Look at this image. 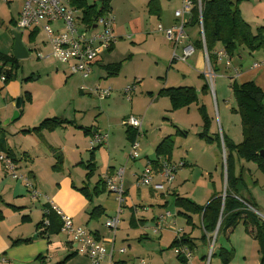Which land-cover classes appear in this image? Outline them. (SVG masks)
<instances>
[{
  "label": "crops",
  "instance_id": "1",
  "mask_svg": "<svg viewBox=\"0 0 264 264\" xmlns=\"http://www.w3.org/2000/svg\"><path fill=\"white\" fill-rule=\"evenodd\" d=\"M6 1L9 2V0ZM23 1L20 0L21 6L17 13L18 16ZM180 2L182 3V0ZM238 2L237 5H240ZM149 6L150 12L157 18V26L161 24L163 27H169L179 22V18L174 14L178 9L177 7L173 10V18L169 21L171 23L164 24L162 22L164 10L161 8L160 1L153 0L149 3ZM240 6L238 8L241 15L248 22L245 19L248 18L247 13H244ZM76 10L78 9L76 8ZM81 16L82 14L79 15L77 11L78 22L84 24L81 21ZM17 19L18 17L14 19L15 25ZM182 19L185 22V29L188 28V36L177 45L175 50H179L180 54L186 43H192L195 46L194 52L187 57V64L181 60L172 59L173 44L165 36H161L155 26L151 27L153 31L148 32L149 34L146 36L152 38L156 43L153 50H151L153 56L158 61H162L163 64H167L164 73L151 64L149 69H142V73L139 71L133 75H127L121 82L119 80L120 73L125 67L126 61L131 59L132 53H126L124 57H120L119 50L124 42L120 41L121 36L116 30L115 42L110 48L103 49L100 52L99 58L91 66L87 77L72 73L66 63L59 62L63 66L54 67V74L57 76H72V78L78 76L82 80L85 79V85L75 88L74 94L68 99L63 95L58 100V97L54 96V91L58 88L56 87L51 92L46 93L43 103H38L42 97H38V92L35 87L30 86V81H32L34 75L35 78L40 76L39 69H34L30 75L19 77L17 74L20 68L19 63V68L12 71L7 80L1 79V76L10 70V67L6 68V71L0 69V153H10L18 163V172L29 175L33 185L40 190L45 198L39 199V196L33 198L29 195L31 199H36V202H29L26 196L27 188L24 183L11 178L0 161V264H49L56 258L55 264H90V260L86 255L76 251L72 236L62 230L60 217L52 210L46 212L51 204H56L63 212L71 216L75 226L86 227L108 249L113 247V263L124 264L138 258H144L148 264H205V261L208 262L212 234L204 230L201 214L177 205L176 198H188L204 206L203 203H199V193L203 191L206 204L214 196H221L224 199L227 190L225 150L223 144L219 145L217 140L209 142L208 150L212 148L213 151L210 154L205 153L208 150L203 147L198 154L189 156L188 159L182 157L179 162H182L183 167L178 168L179 170L175 173L172 183L165 185L164 190L167 194L154 185H137L140 172L131 171L130 174L127 173L129 179L125 177L122 181L124 203L121 204L119 227L113 235L104 225L105 220L113 215L118 207L117 198L106 189L104 178L107 175H112L121 166L120 164L126 162V159H131L128 157V153L135 129L125 124L124 121L131 115L142 120L140 133L136 134L135 138L140 142L139 148H150L153 143L145 140L146 135L144 136V133L152 128L150 126L155 122H158L156 116H153L151 112L156 114V112L162 111L157 106L162 96L167 97L170 103L166 94L159 93L162 88L194 87L198 98L197 103L194 104L197 108L198 105L203 104L210 116L211 104L214 103L212 94H215L217 98L219 96L224 98L226 94L221 86L216 88L214 93L211 89L210 91L204 89L206 60L203 50L197 45V41L200 39L199 22L193 20L191 11L184 14ZM249 24L251 25V23ZM251 27L255 30L258 26L253 27L251 25ZM137 29L139 28L137 27ZM32 31L36 34L40 29L29 30V33ZM43 44L46 45L45 42ZM222 48L223 46H220V43L215 45L217 50ZM162 50H165L166 54ZM244 51L242 48L236 53L239 60H242L241 63L234 62V54L231 56L230 66H226L222 60H219L222 62H214V65L217 69L219 66H224V74L229 79L231 76L233 80L240 83L253 80L257 86L264 90V50L249 52L246 49ZM241 53H248L253 57V60L248 62V59L242 56ZM10 54H12V51L7 55ZM158 61L155 60L154 64L157 65ZM116 63H120L118 69L114 72L109 71L107 66ZM254 63H258V66H254ZM46 64L47 62L41 64L40 68L47 70L48 66ZM6 66L8 65L3 66V68ZM234 71L236 74L232 76ZM5 76L7 77L6 74ZM146 78L150 80L148 83L145 82ZM102 79L105 80L102 81L103 87L111 88V94L112 90H115L112 96L110 94L108 97H103L94 91L96 87L102 88L99 85ZM136 83L139 94L135 92ZM128 85H133L134 89L126 93L125 88ZM133 91L135 95L131 96L130 93H133ZM148 98H150V102L143 112L136 105L137 101L142 106ZM105 99H108V101ZM223 101H221L222 116L220 112L223 134L229 142L238 144L243 139L240 116L237 113L233 114L226 100L223 99ZM17 103L20 104L19 108L16 106ZM216 104L219 110V104ZM191 106L192 104L188 107L174 109V112L180 111L188 115ZM23 108L25 113L29 115L24 120L21 118L24 113V110L21 111ZM97 109L98 111L95 112ZM106 111L109 112V117H107ZM167 111L168 109H166ZM100 114L105 116L102 121L104 123L98 117ZM140 115L143 116L144 120L139 117ZM49 117H59L70 121V123H63L51 130L40 129L38 131L23 132V130L30 129L38 125L44 118ZM174 120V124H172L174 129L165 136L173 135L174 137L178 135L175 134L176 128L185 130L182 127V120L179 118ZM236 123L237 129L235 127ZM144 124L145 127L142 128ZM214 124L215 122L212 120L209 130L211 133ZM94 134H107V138L103 143L104 146L100 145L94 149L89 148V140ZM165 136H162L154 147L147 151L144 166L150 164L155 170L159 167L162 160H159L157 164L158 157L155 153V147ZM142 138L143 142H141ZM218 152L223 153L224 167L219 165ZM232 153L230 176L232 180L236 178V181H233L235 182L234 188L237 190V194L232 193L230 188L229 194L241 200L249 210H253L258 214L259 210L257 208L262 206L258 195L254 191L259 192L261 188L264 191V180L257 177L254 181H250L251 176L249 177V175L255 173L253 165L249 164V161L244 162L243 159L237 157L235 151ZM91 154L94 171L88 174L87 164ZM208 155L213 160L214 171H211V166L206 165L208 164ZM106 161L107 168L104 167ZM170 161L176 163L172 155ZM131 178L134 181V186L137 187L135 196L130 193L133 187ZM161 182L159 177L155 178V183ZM84 186H87L91 193L90 199L78 190ZM144 200H147L151 207L147 208L146 204L143 203ZM169 204L173 206L172 212L174 213L168 211L170 210L167 209L170 207ZM96 206H99L100 209L94 210ZM164 209L171 216L164 219L166 221L161 228H157V219L163 214L161 210ZM193 215H197L199 218L200 235L196 232V219ZM261 216L264 218V215ZM180 217L183 223L179 221ZM244 217L245 214L243 213L240 220L243 221ZM152 228L155 229L153 232H151ZM178 229L181 230L179 234L176 233ZM251 229L254 236V226ZM154 235H157V238H154ZM181 235L189 238L187 244L191 246L192 250V257L186 263L183 262L184 256L182 254L178 256L171 247L173 240ZM23 239L30 240L15 242V240ZM208 244H210V247H208ZM120 248H125V251L120 252ZM224 249L227 250L222 245L218 247L216 251H218L220 260H216L214 264H222L219 254ZM101 264H107V262L104 260Z\"/></svg>",
  "mask_w": 264,
  "mask_h": 264
},
{
  "label": "rangeland",
  "instance_id": "2",
  "mask_svg": "<svg viewBox=\"0 0 264 264\" xmlns=\"http://www.w3.org/2000/svg\"><path fill=\"white\" fill-rule=\"evenodd\" d=\"M88 1L89 3L93 2V0H88ZM159 1L161 3L162 10H164L162 22L164 24L171 23L169 21L173 18V15H172L173 10L176 7L181 8L182 3L180 2V0H159ZM236 1L237 2L239 1L238 3H240L241 6L240 5L238 6L241 7L242 11H244V13H247L248 18H245V17L244 18L249 23H251L253 27L264 25V0H236ZM98 2L99 0H97V4ZM149 3H150V0H110V8H111L110 11L115 18V30L121 36V38H119L120 41L124 42L122 44V47L119 50V52L121 53L120 57H124L126 53L127 54L132 53L131 59L126 61V65L123 68L122 72L120 73L119 80L121 82L127 75H133L134 73L139 72V71L140 73H142V69H149L151 64L159 68L162 71V73H164L167 69V64H163L162 61H158V59L155 58V56H153V53L151 52V50H153V48L155 47L156 43L153 41L152 38L146 37L149 34L148 32L151 33V31H153V29L151 30L152 26H155L156 29L158 27L156 25L157 18L155 15L152 14V12H150ZM20 6H21L20 0H9V2H7L6 0H0V52L4 54H8L12 51L13 31H15L16 29L14 19L18 17L17 13L19 11ZM77 11L79 12V15L82 14V12L79 9ZM254 17H257V18H254ZM137 27L139 29H137ZM185 32L188 36V28L185 29ZM159 34L161 36L162 35L165 36L163 32L162 33L159 32ZM158 37L160 36L158 35ZM21 39H22L23 44L26 46L28 50V56L22 59H19L20 68L17 74L19 77H23L24 75H30L31 71H34V69H39L40 76L38 78H35L36 76L34 75L32 78V81H30V86L35 87V89L38 92V97L39 96L42 97L40 98L41 100L38 101V103H43L46 93L51 92L56 87L58 88L54 91V96H57L59 100L63 95L64 97L68 99L70 96L74 94L75 88H78L80 85H85V82H84L85 79L82 80L78 76H74L72 78V76L66 77L64 75L57 76L56 74H54L55 73L54 67L62 65L55 58L53 57H48L49 59L45 58L48 60L38 58V55L41 54L45 56L49 52V47L43 44L44 36L41 31L37 32L35 35H33V37H30L29 30H23ZM220 46H223V44L220 43ZM242 48L246 51V48L244 47ZM241 49H239L237 52H239ZM162 51L164 52V54H166L165 50H162ZM175 51H176V54H179V50H175ZM241 55L246 57V59H248V62H251L253 60V57L251 55H248V53H241ZM234 56H235L234 62L241 63L242 60H239V56H237L236 53ZM118 57H119V54H118ZM155 60L158 61L157 65L154 64ZM106 61L108 60L106 59ZM46 62H47L46 65L48 66V69L42 70V68H40V65ZM182 62L187 64L188 59ZM219 62H222V61H219ZM224 68H225L224 66L223 67L219 66V68L214 72L213 89L215 90L216 88L221 86L226 94L224 98H221L220 96L217 98L215 94H212L214 103L211 104V116H210L211 122L212 120H214L215 122L214 127L212 129L213 130L212 133H220V135H221V132H223L222 127H221V122H220V112L222 116V108H223L221 104L222 102H224L223 99H225L226 103L229 104L230 111L233 114L236 113L232 111V106L234 107L236 106V101L233 97L232 89L230 85V83L233 82V78L230 76V79H229L226 76V74H224ZM235 74L236 73L234 71V75L232 76H235ZM102 81H105V80L103 79L100 80L99 85H101V87L104 88ZM149 81L150 80L146 78L145 82L148 83ZM137 86L138 85L136 83V87ZM135 92L139 94L138 87L136 88ZM114 93H115V90L113 89L111 96ZM130 95L134 96L135 95L134 91L133 93L131 92ZM124 99L127 100L126 98ZM217 99H218V102H217ZM105 100L108 101V99H105ZM149 102H150V98H148L144 102V104H142V106L139 101H137L136 105L142 109L141 111L144 112ZM163 102H164V105H163ZM216 103L219 104V110L217 108ZM157 106L160 107L162 111H160L159 113L156 112V114L153 112L151 113L153 116H156L155 118L158 122H155L152 126H150L152 128L148 129L147 132L144 133V136L146 135L145 140L150 141L153 144L150 145V148H147V147L139 148L140 156L138 158L130 159V160L126 159V162H123L122 164H120L121 166L119 167H125L124 178L125 177L127 178L128 177L127 173L130 174L131 171H137L138 173L142 172L144 163H146L147 151L151 149L152 147H154V145L159 141V139L162 136H165L166 134L170 133L174 129L172 127V124H174V121H175L174 119L176 118H179L180 120H182L181 123L183 126L181 124L179 125L182 126L186 130L185 135H181L178 133V135H175L173 137L171 155L173 159L176 161V163L181 161L182 157L184 159H188L189 156L191 157L192 155L198 154L202 150L203 147H205V149L208 150L209 142L198 137V132L202 130L203 120L201 119L199 110L195 104H192V106L190 107V113H188V115H185L180 111L174 112V110L171 108L170 103L168 102L167 97L165 96L164 97L162 96L159 99ZM166 109H168L167 112H166ZM23 110H24V113H23V117L21 118H23L24 120V118H28L29 115L25 113L24 108L21 111ZM97 111L98 109L95 112ZM13 115H14V112H13ZM106 115L107 117H109L110 114L108 111H106ZM98 117L101 118L100 119L101 122L103 121V118H105V116L102 114H100ZM139 117L143 119L142 115H140ZM160 123H161V128H160ZM235 125L237 129V123ZM143 127H145V124L142 126V128ZM143 141L144 140L142 138L141 142ZM101 146H104V144H101ZM130 148H129V151H130ZM211 151H212V148L208 150L207 152L205 151V153L210 154ZM217 154H219L218 156L219 165L220 166L223 165L224 167L223 153L218 152ZM132 160H135V161L132 162ZM106 163L107 161L104 162L105 168H107ZM249 164H252L255 170V173L254 172L251 173L253 177L252 175H249V177L251 176L249 180L254 181L255 178L257 177L260 180H264V173H262V171L258 169L256 163L249 161ZM206 165L211 166L212 168L211 171H214L213 170L214 168L213 160L209 155H208V164ZM182 167H180L179 169H181ZM82 169L84 170V168ZM179 169H177V171ZM156 177H159V176H155V178ZM155 178H154V182H155ZM261 189H259V192L254 191L256 195H258V198L260 199V205L262 206L260 208L259 207L257 208L259 210L258 215L259 214L264 215V193H261L264 191H262ZM163 191L165 194H167L165 190ZM38 192H39L38 198L39 199L44 198L40 190H38ZM136 192H137V187L134 186V181H133V187L130 193H132L135 196ZM26 196L29 202H36V199L30 198L27 191H26ZM199 201H200L199 203H203L204 205L206 204V198L204 196L203 191L199 193ZM123 203L124 201L122 202V204ZM143 203L146 204L145 206L147 208L151 207L149 205V202H147V200H144ZM169 206L170 207H168L167 209H170L171 211L170 210L168 211L171 213H174L172 212L173 206L171 204H169ZM161 211L163 213L162 215H164L166 212L165 209ZM193 217L196 219V226H197L196 232L198 235H200L201 229H200L199 218L197 217V215H193ZM261 219L264 220V218H261ZM165 221L166 220H163L164 224H165ZM179 221L183 223V221L181 220V217ZM154 230L155 229L152 228L151 232H153ZM216 231H218V227L216 228ZM216 231L214 232V235L212 234L213 235L212 236L213 237L212 238L213 240L212 252H214V255L210 257L208 262L205 261V264H214L216 260H220V258L218 257V251L216 250L221 245L225 247L227 249V252L229 253V259H230L229 263L230 264H259L260 263L261 254L259 251V243L257 239L252 235L251 231L246 228V225L244 224L243 221L240 220L238 222H234L232 226H229L227 229L223 227L218 234L216 233ZM154 238H157V235H154ZM208 247H210V244H208ZM81 254L84 255L83 253ZM56 260L57 258L52 263H49V264H55Z\"/></svg>",
  "mask_w": 264,
  "mask_h": 264
},
{
  "label": "trees",
  "instance_id": "3",
  "mask_svg": "<svg viewBox=\"0 0 264 264\" xmlns=\"http://www.w3.org/2000/svg\"><path fill=\"white\" fill-rule=\"evenodd\" d=\"M153 0H150V3ZM193 6L191 8L192 18L195 22H199V15L202 18V28L204 33L205 47L208 53L209 63L213 72L217 70L214 62L219 61L215 54V45L222 43L223 48L229 56H233L237 51L244 47L249 52L264 50V26H258L255 30L251 25L246 22L238 8L237 1L234 0H192ZM70 4L79 9L82 12L81 21L84 24H91L95 17L110 11V0H93L89 3L88 0H70ZM30 37L35 35L34 31L29 33ZM197 45L202 49L203 43L200 39L197 41ZM0 69L3 66L8 65L10 70L6 71L7 80L10 77L12 71H16L19 68V60L12 54L7 55L0 52ZM120 63L109 65L107 68L109 71L114 72L118 69ZM206 78V76H205ZM206 80V79H205ZM233 97L236 101V106L232 107V111L236 112L240 116L243 139L238 144L229 142L223 132L211 133L209 132L211 127V118L207 113L206 107L203 104L198 105V110L203 120L202 130L198 132V137L211 142L217 140L219 145L223 144L225 150V164L227 170V190L226 196H214L206 205L202 206L194 201L177 197L176 203L179 206L186 207L192 212L199 213L202 216V226L205 231L214 234L218 221L220 220L217 234L220 230L232 226L234 222H238L241 219V215L244 213L245 217L243 222L246 228L252 232V226H254V237L259 243V251L261 254L260 263L264 264V220L259 218L260 216L253 210H249L245 203L241 200L234 198L232 194H229V188L232 193L237 194V190L234 188L236 178L231 179L230 172L232 167L231 156L232 152L240 159L244 161H252L256 163L257 167L264 172V156L259 152L264 149V90L255 84L253 80L247 82H237L233 80L230 83ZM204 89L210 91L207 80L205 81ZM159 93L166 94L169 98L171 108L178 109L181 107H188L191 104L197 103V93L192 86H178V87H166L162 88ZM66 119L59 117L44 118L38 125L25 129L23 132L38 131L40 129L51 130L57 126L66 123ZM185 135V130L176 128L175 134ZM137 130L133 132L132 142L136 140ZM173 144V135H167L161 139V141L155 147V153L159 160L171 162V151ZM8 155L12 156L10 153ZM93 154V153H92ZM87 164L88 174L94 171L93 157ZM13 157V156H12ZM101 182V180H100ZM103 183V181H102ZM80 190L87 198L90 199L91 193L87 186L80 187ZM242 197V196H241ZM245 202L251 204L249 201L242 198ZM252 205V204H251ZM100 209L99 206L94 207V210ZM50 211V210H49ZM212 238V236L210 237ZM30 239L15 240V242L29 241ZM189 238L181 235L179 238H175L171 243V247L186 245L190 250L191 246L187 244ZM192 251V250H191ZM178 256L181 254H177ZM214 252L211 253V256ZM222 264L229 263V253L227 250H221L220 252ZM186 263V259L183 260ZM118 264V263H113Z\"/></svg>",
  "mask_w": 264,
  "mask_h": 264
},
{
  "label": "built area",
  "instance_id": "4",
  "mask_svg": "<svg viewBox=\"0 0 264 264\" xmlns=\"http://www.w3.org/2000/svg\"><path fill=\"white\" fill-rule=\"evenodd\" d=\"M192 6V0H182L181 8H178L174 13L175 16L179 18V22L169 27H163L161 24L157 27V31L163 32L165 37L173 44L172 59L186 61L187 57L195 50V46L192 43H186L180 54H176L175 51L177 45L187 38L185 22L182 18L184 14L191 11ZM78 20L77 10L70 4V0H24L16 26L21 27L23 30L38 28L43 33L44 42L49 47V52L45 56L41 54L38 55L39 58L53 57L59 62L68 64L72 73H78L81 77H87L90 73L91 66L99 58L100 52L103 49L110 48L116 40L115 19L111 11H106L96 16L91 24H82L78 22ZM199 26L200 37L203 43L202 50L206 60L205 76L212 93H214V72L209 63L208 53L205 47L201 14L199 15ZM215 54L218 60H222L226 66H230L231 57L224 49L216 50ZM254 66H258V63H254ZM6 68H8V66L4 67L3 71H6ZM5 77L4 73L1 79L4 80ZM133 87V85H128L125 88V92L129 93L134 89ZM94 91L103 97H108L111 94V88L96 87ZM129 97L128 95V98ZM124 123L136 129L137 134L140 133L141 119L138 117L131 115ZM106 138L107 134H94L89 140V148L94 149L100 146L104 143ZM138 156L139 142L136 139L131 143L128 157L135 159ZM0 161L6 173L11 178L24 183L31 197L34 198L39 196V192L33 185L30 176L18 172V163L14 157L6 153H0ZM180 166H182V162L161 161L159 167L155 170L150 164H147L137 178V185H154L158 189L164 190L165 185L171 184L174 180L175 173ZM124 172L125 167H119L112 175H107L104 178L106 189L116 196L118 202L116 212L109 216L104 222L106 228L113 235L117 231L121 221V204L124 201V189L122 186ZM155 176H159L162 182L155 183ZM49 210L54 211L60 217L62 230L72 236L76 251L86 255L91 264H101L104 260L107 264H113V247L108 249L105 244L92 232L88 231L86 227L75 226L71 216L63 212L56 204H51L46 212H49ZM170 216L171 214L169 212L160 215L156 223L157 228H161L163 226V220ZM180 231L181 230L178 229L176 233L179 234ZM212 246L213 243H211L209 256ZM173 249L176 254H182L186 262L190 261L192 251L186 245L176 246ZM119 251L124 252L125 248H120ZM124 264H148V262L144 258H138L135 261Z\"/></svg>",
  "mask_w": 264,
  "mask_h": 264
},
{
  "label": "water",
  "instance_id": "5",
  "mask_svg": "<svg viewBox=\"0 0 264 264\" xmlns=\"http://www.w3.org/2000/svg\"><path fill=\"white\" fill-rule=\"evenodd\" d=\"M21 27H16L15 31H13V46H12V54L16 59H22L24 57L28 56V50L26 46L23 44L22 39H21V32H22ZM17 108L20 107V104L17 103ZM262 156H264V149H261L259 152ZM262 218V216L260 215ZM220 223V220L218 221L217 227ZM213 243V240H212Z\"/></svg>",
  "mask_w": 264,
  "mask_h": 264
},
{
  "label": "bare ground",
  "instance_id": "6",
  "mask_svg": "<svg viewBox=\"0 0 264 264\" xmlns=\"http://www.w3.org/2000/svg\"><path fill=\"white\" fill-rule=\"evenodd\" d=\"M140 119V118H139ZM141 125H142V120H141ZM140 146V145H139ZM217 233V232H216ZM211 248V247H210ZM209 252H210V250H209ZM211 253H212V249H211ZM211 253H210V256H209V259H210V257H211Z\"/></svg>",
  "mask_w": 264,
  "mask_h": 264
}]
</instances>
